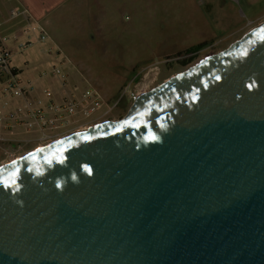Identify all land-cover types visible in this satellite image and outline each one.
Segmentation results:
<instances>
[{
	"label": "water",
	"instance_id": "obj_1",
	"mask_svg": "<svg viewBox=\"0 0 264 264\" xmlns=\"http://www.w3.org/2000/svg\"><path fill=\"white\" fill-rule=\"evenodd\" d=\"M262 28L0 165V264H264Z\"/></svg>",
	"mask_w": 264,
	"mask_h": 264
},
{
	"label": "rangeland",
	"instance_id": "obj_2",
	"mask_svg": "<svg viewBox=\"0 0 264 264\" xmlns=\"http://www.w3.org/2000/svg\"><path fill=\"white\" fill-rule=\"evenodd\" d=\"M204 1L82 0L70 11H58L55 23L43 25L45 40L38 25L26 26L15 39L12 65L22 71L21 80L36 96L60 103L66 96L79 99L90 89L103 102L90 118H69L44 137L37 129L19 130L17 137L25 142L17 151H0V165L63 135L125 118L142 90L147 92L205 56L228 48L264 22L263 16L226 40L230 28L219 16H206L204 5L210 0ZM237 9L245 23L263 12L264 0L257 7L240 0ZM202 43L208 45L187 66L184 57L168 59Z\"/></svg>",
	"mask_w": 264,
	"mask_h": 264
},
{
	"label": "built area",
	"instance_id": "obj_3",
	"mask_svg": "<svg viewBox=\"0 0 264 264\" xmlns=\"http://www.w3.org/2000/svg\"><path fill=\"white\" fill-rule=\"evenodd\" d=\"M200 3L205 1L200 0ZM12 15L17 16L15 12ZM39 30L41 40H45L44 30L41 27ZM7 40L0 38V151L7 153L22 147L25 141L17 137L19 130L37 129L41 133L38 136L44 137L61 128L69 118L77 115L83 119L90 118L102 105L101 95L90 89L79 99L74 95L66 96L60 103L36 96L32 88L21 80L20 71L13 67L12 51L6 45Z\"/></svg>",
	"mask_w": 264,
	"mask_h": 264
},
{
	"label": "crops",
	"instance_id": "obj_4",
	"mask_svg": "<svg viewBox=\"0 0 264 264\" xmlns=\"http://www.w3.org/2000/svg\"><path fill=\"white\" fill-rule=\"evenodd\" d=\"M245 1L251 7H257L262 3V0ZM76 2L81 3L82 0H0V38H7L6 45L14 52L17 48L15 39L26 32V26L36 24L38 29L41 27L44 30L43 25L55 23L54 17L57 16L58 11H70L77 6ZM239 4L240 0H210L204 5V12L208 18L219 16L223 21V25L230 28L226 40L241 34L251 23L264 16L263 10V12L244 23L242 20L245 17L239 14L237 9ZM228 6L229 8H227ZM13 12L17 16H13ZM228 12L229 14H227ZM19 71L21 74L22 71Z\"/></svg>",
	"mask_w": 264,
	"mask_h": 264
},
{
	"label": "trees",
	"instance_id": "obj_5",
	"mask_svg": "<svg viewBox=\"0 0 264 264\" xmlns=\"http://www.w3.org/2000/svg\"><path fill=\"white\" fill-rule=\"evenodd\" d=\"M207 45H208L207 43H202V44H198L195 46H191L190 48L186 49L185 51L178 53L174 57H170L168 59L183 58L184 57L183 60L184 59H186V60L183 61L184 62L183 65L187 66L193 62V59L195 58V56Z\"/></svg>",
	"mask_w": 264,
	"mask_h": 264
},
{
	"label": "snow or ice",
	"instance_id": "obj_6",
	"mask_svg": "<svg viewBox=\"0 0 264 264\" xmlns=\"http://www.w3.org/2000/svg\"><path fill=\"white\" fill-rule=\"evenodd\" d=\"M259 35H260L261 41H264V28L260 29Z\"/></svg>",
	"mask_w": 264,
	"mask_h": 264
},
{
	"label": "bare ground",
	"instance_id": "obj_7",
	"mask_svg": "<svg viewBox=\"0 0 264 264\" xmlns=\"http://www.w3.org/2000/svg\"><path fill=\"white\" fill-rule=\"evenodd\" d=\"M142 92L144 93V92H146V89H144V90H142ZM87 128V127H86ZM84 130V129H83ZM14 159V158H13Z\"/></svg>",
	"mask_w": 264,
	"mask_h": 264
},
{
	"label": "flooded vegetation",
	"instance_id": "obj_8",
	"mask_svg": "<svg viewBox=\"0 0 264 264\" xmlns=\"http://www.w3.org/2000/svg\"><path fill=\"white\" fill-rule=\"evenodd\" d=\"M36 148V147H35ZM15 158V157H14Z\"/></svg>",
	"mask_w": 264,
	"mask_h": 264
}]
</instances>
